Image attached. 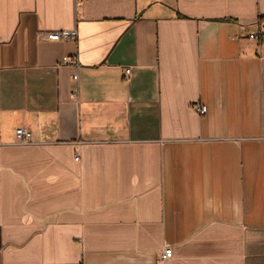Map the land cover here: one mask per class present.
Here are the masks:
<instances>
[{"label": "crops", "instance_id": "1", "mask_svg": "<svg viewBox=\"0 0 264 264\" xmlns=\"http://www.w3.org/2000/svg\"><path fill=\"white\" fill-rule=\"evenodd\" d=\"M262 29L264 0H0V264H264Z\"/></svg>", "mask_w": 264, "mask_h": 264}, {"label": "built area", "instance_id": "2", "mask_svg": "<svg viewBox=\"0 0 264 264\" xmlns=\"http://www.w3.org/2000/svg\"><path fill=\"white\" fill-rule=\"evenodd\" d=\"M43 38L60 41V40H77L78 39V31L77 29H64L61 31H55L53 33H48ZM250 38L253 40H257L261 45L264 43V29L251 33ZM64 65H74L79 67L77 57H65L63 61ZM130 69L126 70V75H129ZM74 79H78V75H74ZM192 108L195 112L200 115H205L207 113V106L201 103H194ZM16 136L18 143L20 144H29L31 143V132L25 127H19L16 130ZM173 257V249L172 247H165L159 254V262L161 264L167 263Z\"/></svg>", "mask_w": 264, "mask_h": 264}]
</instances>
